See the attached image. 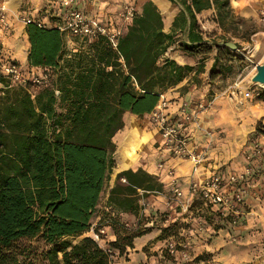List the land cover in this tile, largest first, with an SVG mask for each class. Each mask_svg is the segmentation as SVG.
Returning a JSON list of instances; mask_svg holds the SVG:
<instances>
[{
	"label": "trees",
	"instance_id": "trees-1",
	"mask_svg": "<svg viewBox=\"0 0 264 264\" xmlns=\"http://www.w3.org/2000/svg\"><path fill=\"white\" fill-rule=\"evenodd\" d=\"M178 3L181 9L170 33L164 32L156 4L147 0L115 50L98 37L64 66L63 35L57 28L26 25L28 66L48 70L52 77L49 86L31 93L29 85L9 87L0 76V264H112L110 252L89 237L70 240L91 227L104 182L115 166L112 139L123 129L125 113L139 118L150 114L160 94L191 72L203 73V67L169 59L158 65L174 43L175 31L184 30L188 21V42L180 49L207 56L211 48L196 16L213 8L221 23L232 12L229 0ZM216 51L210 81L230 71L221 56H234L222 43ZM139 190L163 193V186L141 169L122 171L108 202L136 216L141 212ZM211 213L223 222L220 208ZM111 229L115 240L108 245L119 255L142 236L118 220ZM33 240L42 244L41 250L30 245Z\"/></svg>",
	"mask_w": 264,
	"mask_h": 264
},
{
	"label": "rangeland",
	"instance_id": "rangeland-1",
	"mask_svg": "<svg viewBox=\"0 0 264 264\" xmlns=\"http://www.w3.org/2000/svg\"><path fill=\"white\" fill-rule=\"evenodd\" d=\"M179 1L166 0L165 3L180 10ZM233 1H244L243 5L253 10L252 15H235L231 8ZM85 2L87 6L80 9L86 15L103 19L118 18L126 4H132L138 13L145 0ZM160 2L158 0L159 5L156 6L162 15ZM229 6L231 16L224 17L221 23H218L213 8L197 16L199 32L206 37L205 41L211 48L210 54L190 55L181 49L180 54L194 63L191 66L194 69L203 67L204 73L205 67L211 65L217 54V45L228 41L238 46L233 51L234 56H221L222 63L230 67V71L211 81L209 79L210 88L201 101L208 103V111L204 117L201 116L203 119L199 120V131L195 136L191 133L189 142L193 148H202L199 151L205 155L215 150L213 157H217L220 162L219 168L224 171L232 169L230 173L235 174L237 179L232 184L226 183V188L234 209L226 216L222 215V222L211 213L214 209L205 205L198 196L194 197L187 211H182L173 202H169V195H165L166 205L173 206L177 215L172 216L170 210L162 212L158 209L147 215H142L140 211L136 216L123 213L108 202L109 191L115 183V165L104 182L90 220L96 231L108 227L98 245L110 252L112 264H264V86L250 81L254 68L264 59V0H229ZM110 7L117 9V12H106ZM41 15H48L47 19L51 21L58 20L50 14L42 12ZM175 36L179 46L183 43V35L178 33ZM235 84L240 91L238 102L231 101L229 97V89ZM29 88L34 93L35 88ZM246 91H252L253 96L244 99ZM224 173L218 172L215 175L227 177L228 174ZM137 196L140 197L139 193ZM147 196L144 195L145 199ZM146 207L147 210L151 208ZM114 220H118L129 231L137 230L142 235L155 233V236L136 254L126 248L119 255L108 245L115 240L111 229ZM84 237H87L86 233L70 240L77 243ZM169 243L174 248L172 253L167 248ZM30 245L38 247V250L43 247L34 240Z\"/></svg>",
	"mask_w": 264,
	"mask_h": 264
},
{
	"label": "crops",
	"instance_id": "crops-1",
	"mask_svg": "<svg viewBox=\"0 0 264 264\" xmlns=\"http://www.w3.org/2000/svg\"><path fill=\"white\" fill-rule=\"evenodd\" d=\"M85 1L86 0L78 1L77 8L79 10H81V7L85 8L87 6V3ZM151 1L154 4L159 5L158 0ZM165 1L166 0H161L160 2L161 7L163 8L161 10L162 15L164 14L162 16L164 32L170 33L172 31V23L177 18L179 10L169 6L167 3H165ZM243 2L244 1H233V5L231 8L232 10H234V14L239 16L252 15L253 10L250 8V6L247 7L246 5H243ZM7 8L8 22L10 27L8 29L9 32L7 33L4 31H0V58L3 57L6 59L15 60L29 71L37 72L38 69L30 68L27 63V56L30 45L27 40V35L25 33L26 26L21 24V18L25 16L33 19L37 18V20L39 19L50 24L53 21L47 19L48 15L47 17H42L41 14L42 12L44 14H50V16L55 18V13L59 11V0H7ZM115 10L117 9H113L110 7V9L108 8L106 12L111 11L115 14V12H117ZM81 11L84 13L83 10ZM206 11H203L198 15H201ZM139 12L140 9L138 13ZM86 16L90 17L88 15ZM110 19H112L117 25L121 24L117 17L103 18V20ZM188 26L189 23L187 21L184 30L175 31L176 35H178V33L183 35V42H188ZM201 36L203 38L204 43H207L205 41L206 37L202 34ZM176 37L177 36H175V38ZM63 42L66 53L63 56L62 61L60 62V65L62 66H64L66 62L70 61V59L73 58L75 53L83 51L87 45H84L83 42H80L77 39L68 40L65 37H63ZM167 59L173 60L181 66L194 65V63H192L187 57L184 58V56L180 54V47L178 46L177 41H174V43L170 45L164 56H162L158 61V65H162ZM212 62L213 60L211 61V64ZM210 67L211 65L209 67H205V72L202 74H195L194 72L189 73L183 78L180 83H178L174 87L169 88L167 91L164 92L166 97L172 100L173 105L171 110H176L178 108V104L181 101H187L189 103H192V105L203 101V96L205 92L210 88ZM203 117H200V119H203ZM123 120V129L117 132L112 139L116 145V152L114 153L113 157L117 169L114 173V177L116 178V175L122 171H137L138 169H141L150 175L156 176L159 183H161V185L163 186L164 193L161 196L149 195L146 197L145 201H148L146 203L151 206V208L145 211L146 215L148 214V212H155L157 209L162 212L170 210L172 216L178 214L177 211L173 209V206L168 207L166 205L167 200L165 199V195H169L170 187L168 181L164 178V176H160L159 174L161 173L156 170V164L159 161H165L167 167H171L174 169L176 175L178 176V184L184 194L187 193L189 183L191 181L206 179L209 176L218 172H225V175L232 172V169H227L226 171H224L219 168L220 162L217 160V157H213L215 156L214 154H216L214 153L215 150H211L207 152L206 162L199 168L198 173L192 174L191 165L187 161H182L172 156L162 155L161 152L158 150L156 146L157 142L159 141L158 133L156 128L149 123V114H146L142 118H139L127 112L124 114ZM199 120L197 121L196 125L191 126L190 137L192 135L191 133H193V135L195 136V133L199 131L198 126L201 125V121ZM189 147L191 149L197 150V152H200L199 150L202 149H199V147L198 149L193 148L190 143ZM154 236L155 233H146L138 238H135L132 243V248H127L128 251H132L134 254H136V252L141 251L142 248L145 247L153 239Z\"/></svg>",
	"mask_w": 264,
	"mask_h": 264
},
{
	"label": "built area",
	"instance_id": "built-area-1",
	"mask_svg": "<svg viewBox=\"0 0 264 264\" xmlns=\"http://www.w3.org/2000/svg\"><path fill=\"white\" fill-rule=\"evenodd\" d=\"M79 0H59V11L55 13L57 21L50 24L44 21L22 17L24 25L34 24L38 28H57V30L68 40H79L84 45L94 41L98 37H104L109 45L115 50L119 37L126 31L131 23L133 16L137 13L132 4L124 5L118 16L120 25L114 23L112 19L103 20L97 17H87L77 8ZM7 0H0V31L9 32ZM263 12L261 13V15ZM50 25V26H49ZM1 50V48H0ZM1 54V53H0ZM0 76L8 81L9 87L29 85L35 89L49 86L51 73L48 70L38 69L37 72L29 71L15 60L0 58ZM238 85L235 84L229 89L231 101L238 102ZM2 86H0V90ZM252 91L243 94L244 99L251 98ZM172 100L168 99L165 93L159 95V100L149 114V123L154 126L158 133L159 141L157 148L162 155L172 156L182 161H187L191 165L192 174H196L199 168L206 162V155L203 151L197 152L189 147V137L191 126L196 125L200 117L208 111V103L198 102L196 104L181 101L176 110H171ZM156 170L163 175L169 183V202H173L182 211H187L192 205L194 197L198 196L205 205L221 211V215L233 211L232 198L226 188V183L232 184L236 181L235 174L226 176L211 175L206 179L191 181L188 191L183 193L178 184V176L171 167L166 166V162L161 160L156 164ZM124 183L125 181L121 179ZM140 196V206L142 215L149 206L145 202V193L138 191ZM149 195L161 196L162 193H151ZM168 202V203H169ZM226 214V215H225ZM167 222V221H166ZM108 227L97 230L95 226L85 232L86 236L98 244L102 235H105ZM168 251L174 252L173 245L168 244Z\"/></svg>",
	"mask_w": 264,
	"mask_h": 264
},
{
	"label": "water",
	"instance_id": "water-1",
	"mask_svg": "<svg viewBox=\"0 0 264 264\" xmlns=\"http://www.w3.org/2000/svg\"><path fill=\"white\" fill-rule=\"evenodd\" d=\"M222 44L232 51L237 50V46L233 42L227 41V42H224ZM250 81L252 84H258V85L264 86V59L262 60L261 64H258L255 67V72L252 75Z\"/></svg>",
	"mask_w": 264,
	"mask_h": 264
},
{
	"label": "bare ground",
	"instance_id": "bare-ground-1",
	"mask_svg": "<svg viewBox=\"0 0 264 264\" xmlns=\"http://www.w3.org/2000/svg\"><path fill=\"white\" fill-rule=\"evenodd\" d=\"M257 66V65H256ZM254 70H255V68H254Z\"/></svg>",
	"mask_w": 264,
	"mask_h": 264
}]
</instances>
